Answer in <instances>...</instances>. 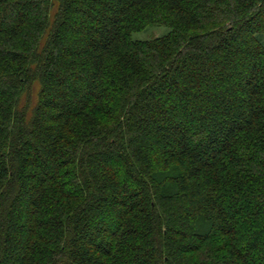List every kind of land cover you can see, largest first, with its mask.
Masks as SVG:
<instances>
[{
	"label": "trees",
	"instance_id": "1",
	"mask_svg": "<svg viewBox=\"0 0 264 264\" xmlns=\"http://www.w3.org/2000/svg\"><path fill=\"white\" fill-rule=\"evenodd\" d=\"M262 33L264 0H0V264H264Z\"/></svg>",
	"mask_w": 264,
	"mask_h": 264
},
{
	"label": "rangeland",
	"instance_id": "2",
	"mask_svg": "<svg viewBox=\"0 0 264 264\" xmlns=\"http://www.w3.org/2000/svg\"><path fill=\"white\" fill-rule=\"evenodd\" d=\"M89 1V0H88ZM82 4V6H83V3H81ZM94 14V13H93ZM71 22H73V23H79V24H82V23H84L85 21H84V19H82V18H80L79 16H75V17H73V18H71V20H70ZM102 22V19H96L94 22H93V26H95V27H98V25H100L99 23H101ZM169 32V30L167 29V28H165V27H163V26H153V27H148L146 30H144L143 32H140V33H135L134 35H133V38L135 39V40H151V39H154V38H157V37H161V36H164V35H166L167 33ZM95 36H98V35H95ZM258 40L263 44V46H264V33H262V34H259L258 36ZM62 38H64V39H66L67 37H66V35H62ZM96 38H99V37H96ZM70 42V44H68V42H66V44L64 45L65 46V48H74L75 46H76V44H75V41H69ZM223 55V54H222ZM221 54H220V56H218V55H216L215 57H207V61H208V64L210 65V67L213 69V70H215V69H218V67H220V63L218 62V60L221 58V56H222ZM228 68V67H227ZM193 69V68H192ZM196 72V71H195ZM243 72H244V70H243ZM197 73V72H196ZM202 73H204V71H202ZM242 73V72H241ZM57 74L60 76H64L65 75V72H57ZM198 74V73H197ZM239 75H241V74H239ZM202 77V76H201ZM223 81V80H222ZM224 82V81H223ZM222 82V83H223ZM227 82H236V80H228ZM185 85H186V83H185ZM202 87H208V84L206 83L205 84V86H202ZM37 89H38V87H37V85L34 87V91H35V93L37 92ZM230 95V94H229ZM46 97L47 98H52V95H50V93L49 94H47L46 95ZM229 98H230V96H229ZM55 100V102H57L58 103V101H59V99L58 98H54ZM73 102V98L70 96V97H67V103H66V105H68L69 107L71 106V103ZM228 101H226V103H227ZM214 103H216V102H214ZM207 104H209V103H206V105ZM232 114H234V112H232ZM149 115L150 116H153V117H157V118H159L158 116V114H154V113H152V112H149ZM219 116H220V118H224V115L222 114V113H219ZM233 116H235V114L233 115ZM178 119H180V118H177V121H178ZM40 122H42V124H48V120L46 121V117H44V116H40ZM181 128L182 129H185V128H190V129H192V125L190 124V123H187V122H183V124L181 125ZM190 132L188 131V133H187V138H190ZM204 145V144H203ZM46 165V164H45ZM41 166L42 167H44V165H42L41 164ZM44 168H47L46 166L44 167ZM127 186H129V188H128V190L129 189H134V188H136V186L134 185V184H132L131 182H130V184H127ZM22 206L26 209L27 207H29L28 206V204H26L25 202H23L22 203Z\"/></svg>",
	"mask_w": 264,
	"mask_h": 264
}]
</instances>
